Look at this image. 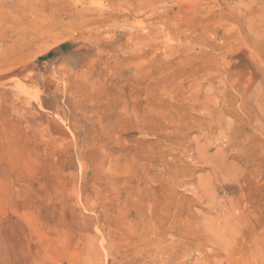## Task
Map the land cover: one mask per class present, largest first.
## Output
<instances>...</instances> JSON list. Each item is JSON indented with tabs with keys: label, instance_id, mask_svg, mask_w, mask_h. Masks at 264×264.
<instances>
[{
	"label": "rangeland",
	"instance_id": "obj_1",
	"mask_svg": "<svg viewBox=\"0 0 264 264\" xmlns=\"http://www.w3.org/2000/svg\"><path fill=\"white\" fill-rule=\"evenodd\" d=\"M0 264H264V0H0Z\"/></svg>",
	"mask_w": 264,
	"mask_h": 264
},
{
	"label": "bare ground",
	"instance_id": "obj_2",
	"mask_svg": "<svg viewBox=\"0 0 264 264\" xmlns=\"http://www.w3.org/2000/svg\"><path fill=\"white\" fill-rule=\"evenodd\" d=\"M228 226H225V232L224 233H222V234H218V232H216L215 234H218V239L220 240V241H222V240H224V242H230L231 240V238H233L234 237V233H235V231L230 227V229H228L227 228ZM209 229V228H208ZM217 229V228H216ZM218 230V229H217ZM232 230H233V232H232ZM207 231H209V230H207ZM228 231H229V234H227L228 233ZM207 233V232H206ZM211 233V232H210ZM214 233V232H213ZM221 233V232H220Z\"/></svg>",
	"mask_w": 264,
	"mask_h": 264
}]
</instances>
